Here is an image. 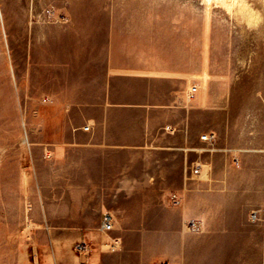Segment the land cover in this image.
<instances>
[{
    "label": "rangeland",
    "instance_id": "374dc122",
    "mask_svg": "<svg viewBox=\"0 0 264 264\" xmlns=\"http://www.w3.org/2000/svg\"><path fill=\"white\" fill-rule=\"evenodd\" d=\"M73 57L86 63L110 57L113 64L172 76L178 95L196 85V101L180 107L187 124L150 133L167 136L168 149H153L156 143L136 152L182 155L185 182L260 186L264 208V174L256 175L264 170V0H0V264H17L34 232L53 227L33 220L46 212L49 198L56 211L62 207L64 194L47 192L50 184H63L69 162L59 156L84 151L47 143L58 138L48 127L55 115L49 94L58 84L48 81L54 76L48 65ZM85 115L78 111L74 119ZM209 130L217 139L195 146V137ZM213 154L233 176H209L205 167L190 178L188 168ZM178 180L167 178V192L177 191ZM253 209L259 208L248 214ZM248 214L247 233L264 232V216L251 223ZM257 260L264 264V252Z\"/></svg>",
    "mask_w": 264,
    "mask_h": 264
},
{
    "label": "crops",
    "instance_id": "0c3cea01",
    "mask_svg": "<svg viewBox=\"0 0 264 264\" xmlns=\"http://www.w3.org/2000/svg\"><path fill=\"white\" fill-rule=\"evenodd\" d=\"M109 59L86 63L73 57L48 65L49 75H54L48 81L58 83L57 92L49 94L55 115L48 127L58 138L47 143L83 146L85 152L59 156L69 162L62 170L63 184H50L47 192L63 193L58 197L62 207L56 211L49 198L46 212L33 223L53 227L34 232L31 250L20 251L17 264H247L249 254L258 264L264 232L247 233V214L263 205L257 197L263 193L260 186L185 182L182 155L136 152L156 143L159 147L153 149L167 150V136L153 139L150 133L185 120L187 124L182 109L193 104L198 93L188 103V89L175 93L172 76ZM78 111L87 113L81 121L74 119ZM71 129L74 136L65 137ZM205 134L217 139L214 130ZM202 135L195 137V146L207 145ZM215 158L213 154L205 164H192L189 177L195 178L196 167L200 177L205 167L209 176H233L234 170ZM140 161H145L142 171L137 168ZM230 165L238 167L240 162L236 166L231 159ZM260 174L264 170L256 171ZM168 177L179 178L177 191L167 192ZM170 194L181 199L177 208L166 206ZM106 212L113 216V228L101 234L98 226ZM190 220L201 225L200 232L185 228ZM114 240L118 244L112 252L106 245ZM80 241L97 252L92 263L74 250Z\"/></svg>",
    "mask_w": 264,
    "mask_h": 264
},
{
    "label": "built area",
    "instance_id": "2783aa9c",
    "mask_svg": "<svg viewBox=\"0 0 264 264\" xmlns=\"http://www.w3.org/2000/svg\"><path fill=\"white\" fill-rule=\"evenodd\" d=\"M197 93H198V87L196 85H192L187 91L186 100L189 102L192 101L196 97ZM214 139H215V134H208V135L206 134L201 136V140L208 143H211ZM199 173H200L199 167H196L193 170V174L197 176L199 175ZM168 203H170V205L173 207H177L180 206L181 199L176 194H171L168 197ZM262 216H264V208L253 209L248 214V220L251 223H257L261 221ZM112 228H113V216L107 212L102 214L101 221L98 226V232L101 234H108L112 230ZM185 228L189 232L201 231V225L194 220H190L187 223H185ZM117 244H118L117 240H114L113 242H110L106 246L108 250L113 252L115 251ZM74 250L79 254L87 256L91 260V263L95 261V258L97 256V252H95L90 246V244H88L85 241H80L77 244H75Z\"/></svg>",
    "mask_w": 264,
    "mask_h": 264
},
{
    "label": "bare ground",
    "instance_id": "6f19581e",
    "mask_svg": "<svg viewBox=\"0 0 264 264\" xmlns=\"http://www.w3.org/2000/svg\"><path fill=\"white\" fill-rule=\"evenodd\" d=\"M2 26V25H1Z\"/></svg>",
    "mask_w": 264,
    "mask_h": 264
}]
</instances>
